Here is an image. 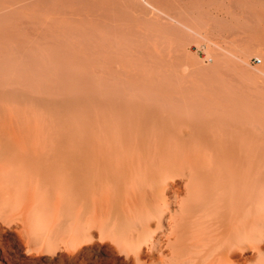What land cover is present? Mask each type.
I'll return each mask as SVG.
<instances>
[{
    "label": "bare ground",
    "instance_id": "1",
    "mask_svg": "<svg viewBox=\"0 0 264 264\" xmlns=\"http://www.w3.org/2000/svg\"><path fill=\"white\" fill-rule=\"evenodd\" d=\"M181 1L176 19L153 0H0V264H264V65L242 68L249 92L193 89L176 51L212 57L196 81L264 62V0ZM120 2L177 49L118 45Z\"/></svg>",
    "mask_w": 264,
    "mask_h": 264
},
{
    "label": "rangeland",
    "instance_id": "2",
    "mask_svg": "<svg viewBox=\"0 0 264 264\" xmlns=\"http://www.w3.org/2000/svg\"><path fill=\"white\" fill-rule=\"evenodd\" d=\"M167 1H168V3H167ZM169 1L171 4L169 3ZM181 2H182L181 0H158V1L153 0V3L155 4V6L158 10H160L164 14L170 15L176 19H180L183 16L182 13L184 14V16H185V14H187V11L183 8V4ZM87 14H88L87 11L83 12L84 16ZM112 16H113V18H112V26L111 27L113 29H115L114 33L117 34L115 37V41L117 42L118 45H120L125 50L129 49L131 51H134L136 48H139V46L141 44H144L147 46H154V47L159 48V49H167V50H172L176 47L175 37H174L173 31H172V29H174V27L171 26L170 28H167L166 23H165L166 21L164 18H162L163 20H161V22H150L149 18H150V16H152L150 14V16H148V18L145 17L146 19L149 20V22L147 20V23H144V24L140 23L135 18V14L133 12H131L130 10L126 9V7H124V4L122 2H120L118 7L114 10V12H112ZM97 17H99L98 13L90 16V18H95V19ZM74 32L75 33L73 34V36H71L69 31H66V30L61 31L60 32L61 42L66 44L68 42L71 43V42H77V41H85L84 37L82 35L81 36L77 35L76 34L77 31H74ZM207 32H211V31H207ZM38 33L39 32H34L28 36L30 38V42H28V44L30 46H33L35 49L40 50V51L50 49L52 42H53V38H52V34H51L52 32L51 33L47 32V35L44 37L38 36ZM80 34H83V33H80ZM87 35H88V37H94L96 39V40H93V42H92L94 45H96V43L99 42V40L102 37H104L105 35L110 36L112 34L106 33V31H104L101 28H93V27L89 28V26H88ZM232 40H233L232 38H230V39H226V38L219 39L218 44L220 43L219 45L224 50L229 49L231 51L236 50L235 52H240L242 49V46H244V45L241 46L240 43L233 42ZM91 41L92 40H90V42ZM202 43L206 44L205 42H202ZM9 45H12V44H9ZM181 46L178 47V49L180 48L179 50L176 47V49H177L176 51H178L179 55H181V57H182V62L180 65L182 67L179 69V72L182 76H189L190 75L193 78L192 79L189 76L188 78L185 79V81H183L184 84L189 85V87H191L193 89H195V88L199 89L200 88L203 90L204 89L208 90L210 88L212 89V87H213V89L215 88L217 90H227V91L233 90V91H236V92L241 93V94L246 93L245 88H248V86H246V84H247L246 83V75L242 71V68L249 66L250 69H255V68H261V66L264 65L263 60L261 61L260 64H258L256 62V59L261 60L262 57L255 55V56H251V57L247 58L245 60L246 62L243 61L240 64H236L241 68L240 73H239V67H238V72L235 71L236 74L232 73V75L230 74L231 76L230 75L228 76L226 74H222L223 72L220 71V72H217V73H221V74L218 75V78L215 77L216 80L213 79L214 74L212 73L213 75L211 74V78H208V81H207V79H205L203 81H196L197 77H195L196 79L193 77V76H196L195 75L196 74L195 69L198 68V70H199L201 65H203L201 67V69L205 68L206 66H208L207 68H209V66L211 64H213V62H211V60H210L212 57L208 56L207 53H205L206 51L201 44L198 45L197 43L189 42V43L181 45ZM207 46L210 49H213V47H214L213 44H209V43L207 44ZM239 46H241V47H239ZM191 59H195V60L197 59L199 61V63L197 60L195 61V60H191ZM171 61H173V59H171ZM193 63H195V64H193ZM198 65H199V67H198ZM236 65H234V66H236ZM207 68H205V70L208 72L209 69H207ZM187 72H189L190 74ZM172 74H174L172 71H168V75L171 76ZM238 74H239V76H238ZM232 77H235V78L237 77L236 81H233L235 78L232 79ZM212 80H214V81H212ZM237 80H238V82H237ZM173 82L174 83H179V82L182 83L180 80H179V82L173 80ZM249 90H251V89H249ZM246 91H248V90H246ZM256 100H258V101H256V103L259 104L258 105L259 108L264 109V100L263 99H260V100L256 99ZM261 100H263V101H261ZM260 104L262 105V107ZM261 116L264 118V111L261 113Z\"/></svg>",
    "mask_w": 264,
    "mask_h": 264
},
{
    "label": "built area",
    "instance_id": "3",
    "mask_svg": "<svg viewBox=\"0 0 264 264\" xmlns=\"http://www.w3.org/2000/svg\"><path fill=\"white\" fill-rule=\"evenodd\" d=\"M256 62H257L258 64H260V63H261V61H260L259 59H256Z\"/></svg>",
    "mask_w": 264,
    "mask_h": 264
}]
</instances>
